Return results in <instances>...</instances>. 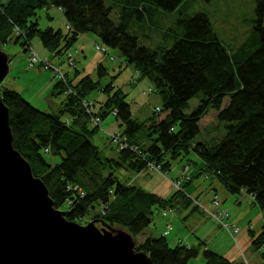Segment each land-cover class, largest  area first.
<instances>
[{"label":"trees","instance_id":"16d2710c","mask_svg":"<svg viewBox=\"0 0 264 264\" xmlns=\"http://www.w3.org/2000/svg\"><path fill=\"white\" fill-rule=\"evenodd\" d=\"M182 1L109 0V5L104 0L0 2V44L19 42L26 50L31 39L38 36L45 49L58 55L79 35L94 33L104 45L118 49L125 61L147 78L161 97V104L143 121L132 118L121 88H114L111 81L100 88L106 97L96 113L103 117L110 110L124 125L121 134L127 146L117 148L116 156L102 154L91 140L98 127H87L90 119L81 102L96 87L89 75L74 84L69 79L53 84L52 93H65L58 112L42 111L1 83L0 96L8 107L14 148L29 162L33 174L42 179L54 206L65 211L66 219L77 221L99 206L90 219H96L97 225L105 222L126 230L133 238L134 249L148 254L151 264H188L201 247L202 264H239L209 248L203 240L196 244L177 242L170 247L165 235L149 233L136 241L149 225L154 209L172 208L177 198L189 204L192 200L182 188L163 197L120 180L112 171L124 167L139 172L148 163L169 171L170 160L193 149L202 160L197 175L213 174L227 192L250 194L252 202L264 212V0H255L257 17L250 43L234 51L221 43L208 15L201 11L179 13L170 47L157 51L138 44L137 36L128 30L131 23L143 21L156 10H179ZM52 7L69 24L64 30L50 25L37 27L36 10ZM114 7L117 23L109 17ZM98 70L100 75L105 73L102 64ZM198 92L203 95L200 103L185 113L188 100ZM226 95L228 102L221 107ZM209 108L218 110V119L225 121V133L210 146L201 142L192 145L198 121ZM44 153L60 159L51 163ZM74 185L83 190V195L72 189ZM217 207L226 211L225 218L237 227L234 232L227 230L235 239L239 227L220 207L219 199ZM249 233L253 235L250 229ZM252 245L264 258V226L253 235Z\"/></svg>","mask_w":264,"mask_h":264},{"label":"rangeland","instance_id":"374dc122","mask_svg":"<svg viewBox=\"0 0 264 264\" xmlns=\"http://www.w3.org/2000/svg\"><path fill=\"white\" fill-rule=\"evenodd\" d=\"M5 1L7 0H0V2ZM104 3L109 5V0H104ZM178 8L179 10L173 11L156 10L146 16L143 21L131 23L128 30L137 36L138 44L160 51L171 46L173 42L172 30L179 13L191 14L201 11L208 15L218 39L228 50L234 51L242 44L250 43V34L257 17L255 0H183ZM58 13L59 10L55 14L51 8L37 9L35 17L37 27L43 29L50 25L54 29L64 30L67 28L66 22L64 24ZM46 14L50 15L49 19ZM109 17L114 23L118 22L117 8H111ZM262 25L264 27V15ZM95 35L86 33L85 36L88 39L79 38L70 48L58 55H53L52 52L45 49L41 45L39 37L34 36L30 42L32 52L36 56V61L44 63L43 59L46 57L50 64L48 68H43V65L36 61L29 65L28 51L24 50L19 42L9 41L1 44L2 50L8 56L9 63L8 73L1 81V85L18 91L33 106L42 111L58 112L62 107L65 93H52L53 84L57 80L66 82V79L74 84L82 76L89 75L96 82V87L85 94L82 100H89L93 103L95 113L106 97L100 88L111 81L114 88L119 87L125 93V100L130 104L132 118L139 121L147 119L157 111V107L161 104V97L153 91L147 78L139 75L132 63L125 61L118 49L104 45ZM96 45H99L101 50L97 49ZM52 59L58 60L59 65L57 62L53 63ZM99 64H102L105 70L102 75L98 73ZM202 98L201 92L192 96L183 111L185 113L192 112ZM227 102L228 96L226 95L222 99L221 107H224ZM217 112L218 110L215 108H209L200 118L198 121L199 130L192 138V145L201 142L210 146L223 136L225 121L218 119ZM63 118L66 119L65 116ZM100 118L101 122L91 140L98 146L102 154L109 157L116 156L117 147L110 140V135L121 134L124 125L121 124L120 119L115 118L114 113L110 110ZM93 125L92 122L87 123L89 129ZM44 157L51 163L58 162L60 159L58 155L53 156L48 153H44ZM201 164L202 160L198 154L190 149L184 156L170 160L169 171L162 169L157 171L149 165L139 172L124 167L113 168V173L120 180L129 181L144 190L160 195L168 194L174 190L171 187V182L180 178L183 167L189 166L191 169L188 173L189 179L183 180L185 183L191 182L182 183V187L189 186L195 189L192 195L188 193L193 198L190 205L178 209H154L149 225L142 234L136 237V241H142L148 233L155 236L160 235L166 230L167 225H170L168 233L165 234L170 247L177 242L196 244L199 240H203L209 248L239 264H264L261 250L254 249L252 245L253 235H256L264 226V212L256 204L252 205V202H246V199L242 200L239 194L225 191L213 174L205 175L206 177L201 173L197 175L196 171L201 167ZM214 189L217 192L213 195ZM216 195H218L217 200L221 201V198H224L223 202L227 207L233 206L232 212L237 216L236 224L240 229L235 239L230 236L226 228L221 227L218 218L215 219L212 214H207L201 206L208 205L210 208L211 199ZM209 196L208 202L206 198ZM193 204H197V208L191 209ZM98 210L99 206L88 210L77 222L89 221ZM163 211L165 215L162 214ZM113 227L118 228L117 226ZM249 229L253 235L249 233ZM202 262L201 247L198 254L192 257L188 264H202Z\"/></svg>","mask_w":264,"mask_h":264},{"label":"water","instance_id":"95a60500","mask_svg":"<svg viewBox=\"0 0 264 264\" xmlns=\"http://www.w3.org/2000/svg\"><path fill=\"white\" fill-rule=\"evenodd\" d=\"M9 70L0 44V83ZM12 144L0 96V264H151L123 228L68 220Z\"/></svg>","mask_w":264,"mask_h":264},{"label":"built area","instance_id":"2783aa9c","mask_svg":"<svg viewBox=\"0 0 264 264\" xmlns=\"http://www.w3.org/2000/svg\"><path fill=\"white\" fill-rule=\"evenodd\" d=\"M69 24L66 23V27H68ZM97 49L99 48V45H96ZM26 51H28V64L32 65L33 62L36 61V56L33 54V50L31 49L30 45L26 46ZM99 50H101L99 48ZM44 60V61H43ZM42 62L40 61H36V62H40L43 65V68H48V66H50L47 58L45 57L43 59ZM35 62V63H36ZM82 102V106L84 107V110L86 112V114L88 115L90 122H92L94 124V126H98L99 123L101 122V118L98 114L95 113V110H93V103H91L89 100H81ZM115 112V111H113ZM110 140L113 141V143L116 145L117 148H123L127 146V142L125 139V136H123L122 134H118V133H113L110 135ZM147 165H149L152 169L160 171V165L159 164H153V163H148ZM190 167L189 166H185L183 167L182 171H181V175L180 178H177V180H174L173 182H171V187H173L174 190H179V189H183V192L188 196V198H190L193 201V198H191L188 194V192L184 189V187H182V183H185L183 180L187 181L190 177V175H188L189 171H190ZM73 190H77L79 192V195H83V190L81 188H79L77 185H74L72 187ZM173 190V191H174ZM195 201L197 202V198H195ZM70 201H67V203H69ZM211 203L216 206V210L212 211L210 210L208 207L201 205L203 210L208 214H212L213 217L216 219H219V224H221V227L226 228L228 231L234 232L236 231L237 227L234 225V223L229 222L227 220V218H225V216L227 215V212L224 211L223 209H219L218 206V200L216 198V196H214L211 199ZM163 215H165L164 211L162 213ZM170 229V225H167L166 230H164L161 234L165 235L168 233V230Z\"/></svg>","mask_w":264,"mask_h":264},{"label":"crops","instance_id":"0c3cea01","mask_svg":"<svg viewBox=\"0 0 264 264\" xmlns=\"http://www.w3.org/2000/svg\"><path fill=\"white\" fill-rule=\"evenodd\" d=\"M54 12H55V14H57V8L55 7H52L51 8ZM61 17H62V19H63V22H64V24H65V20H64V17H63V15H62V13L61 12H59L58 13ZM46 17L49 19L50 18V15L49 14H46ZM96 36V35H95ZM85 38V39H88L87 38V36H85V34H81V35H79V37H78V39L79 38ZM77 39V40H78ZM76 40V41H77ZM52 62L53 63H55V62H57V64L59 65V62H58V60H53L52 59ZM76 72V69H75V71H74V73ZM37 94V93H36ZM32 96L34 95V92L31 94ZM205 176V175H204ZM207 176V175H206ZM205 176V177H206ZM189 182H191V181H189ZM188 182V183H189ZM188 183H185V184H188ZM169 185V184H168ZM169 189V188H168ZM184 189L188 192V193H190L191 195L193 194V192H194V190L195 189H193V188H191V187H189V186H185L184 187ZM226 191V190H225ZM173 191H170V193H168V194H162L161 196H163V197H168V196H170L171 195V193H172ZM216 189H214V192L212 193L213 195L214 194H216ZM239 195H240V198L243 200V199H246V202H252L253 201V198H252V196L250 195V194H248V193H246V192H240L239 193ZM197 196V195H196ZM195 196V197H196ZM218 196V195H217ZM209 199H210V196L209 197H207L206 198V201H208L209 202ZM223 200H224V198L222 199L221 198V201H220V207L221 208H224V209H226L228 212H229V214H230V217H231V221H234V222H237V216H236V214L234 213V212H232L233 211V206H226V203H224L223 202ZM172 203H173V207H172V209L173 208H176V209H178V208H180V207H182V208H185V207H187L188 205H190L189 203H187L186 201H184V199H181V198H177V199H174L173 201H172ZM194 205V204H193ZM252 205H253V202H252ZM205 206H207L208 207V205H205ZM210 210H213V211H215L217 208H216V206H214V205H212L211 203H210ZM191 209H194V207L192 206V208ZM191 209H189V212H191ZM145 234V233H144ZM149 234V233H148ZM148 234H146V235H148Z\"/></svg>","mask_w":264,"mask_h":264}]
</instances>
